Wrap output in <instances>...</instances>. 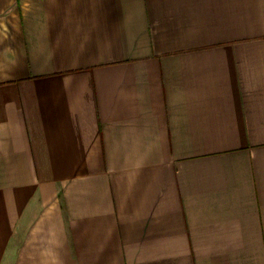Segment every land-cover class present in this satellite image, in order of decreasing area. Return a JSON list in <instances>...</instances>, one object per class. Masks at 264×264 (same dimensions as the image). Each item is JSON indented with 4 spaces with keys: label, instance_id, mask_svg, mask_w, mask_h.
Here are the masks:
<instances>
[{
    "label": "crops",
    "instance_id": "1",
    "mask_svg": "<svg viewBox=\"0 0 264 264\" xmlns=\"http://www.w3.org/2000/svg\"><path fill=\"white\" fill-rule=\"evenodd\" d=\"M0 264H264V0H0Z\"/></svg>",
    "mask_w": 264,
    "mask_h": 264
}]
</instances>
